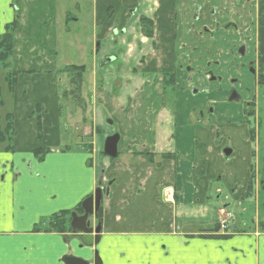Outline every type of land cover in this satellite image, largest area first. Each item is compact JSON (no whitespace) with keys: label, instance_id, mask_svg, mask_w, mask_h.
Wrapping results in <instances>:
<instances>
[{"label":"crops","instance_id":"0c3cea01","mask_svg":"<svg viewBox=\"0 0 264 264\" xmlns=\"http://www.w3.org/2000/svg\"><path fill=\"white\" fill-rule=\"evenodd\" d=\"M179 1L155 0L151 9H142L150 2L142 0L138 14L129 18L128 10L136 5L134 0H94L93 20L99 30L95 40H106L100 43V49L97 48L95 52V76L98 71H104L103 76L109 75L112 62L120 60L123 68L126 67L127 72L132 71V74L141 71L163 76L165 72H175L176 85L178 78L187 77L185 70L189 68L188 73L192 72L191 78L196 81L194 84L202 86L210 83L208 74L213 72L211 74L215 75L214 71H217L222 75L226 67L232 74L236 72L244 78L243 72L247 74V71L240 67L237 52L241 43L247 46L248 55L244 62L253 59L257 53L264 58V0H259L258 4L254 0L250 2L249 8L243 10L244 15L243 8L229 3V0H207L216 9L215 16L211 17V9L204 16H195L201 22L196 29V38L201 40L204 34L216 32V26L221 23H235L237 29L223 28L225 31L221 37L229 33L230 36L237 34L240 39H223L224 49L204 61V52L200 53V57L194 53L193 59L190 51L184 50L183 44L191 41L182 39L181 31L177 34L175 18L180 10V6L176 8ZM192 1L186 0L182 8L181 15L187 13L184 15V28H190L192 24L195 9ZM111 8L113 14L109 15ZM234 8L237 11L232 13ZM224 11L228 12L227 15L223 14ZM140 15L154 22L152 44L156 48L134 58L131 70V59L123 49L126 45L131 47L136 44L132 41L134 39H140L145 45L143 40L147 38L138 36L137 21ZM3 23L5 30L8 20ZM114 28L126 31V34L118 37L116 44H113L111 36ZM132 34L136 37L126 41ZM105 42L111 44L112 53L108 55L104 50L99 55ZM254 44L258 50L256 54ZM51 54H54V50H51ZM11 64L20 75L14 91L8 88L12 112L15 109L11 114L14 137L11 142L6 140L0 143V264H65L64 258L67 256L83 258L94 264L96 251L101 264H264V226L257 224L253 231L229 232L231 237L222 239L206 237L209 235L207 231L212 230L217 222L208 229H195L188 224L204 213L206 202L211 199L209 182L220 173V170L214 169L215 164L225 156L224 151L214 144L213 132L190 136L176 134L172 133V123L164 122L161 125L168 127H160L151 134H136L124 130L126 125L121 124L123 143L122 153H119L130 156V161H127V165L124 162L106 163L102 171L104 165L97 155L101 138L95 132L93 136L89 132L94 146L92 154L83 148L85 143L79 144L80 150L72 147L64 151L67 146L61 141L59 124L56 120H49L52 110L56 112L60 109V78L57 77L64 67L56 65L54 58L48 56V51L37 52L35 47L29 50L26 45L19 46L16 38ZM132 76L131 85H134L135 93L129 96V100L127 96L120 97L121 103L115 98L119 104L118 110H125L126 116L120 119L124 123L128 122L131 100L141 89L139 76ZM245 81L240 89L244 88ZM97 93L102 92H98L97 84H94L91 94V104L96 108L93 127L102 130L105 126L100 113L103 103L102 97L99 98L101 95L97 96ZM113 101L114 98H110V102L103 106L115 109ZM38 105L42 109L44 132L41 144L38 141L37 121L31 117ZM116 116L121 118L117 113L113 118ZM164 119L166 121L167 117ZM247 135L244 138L251 142L250 135ZM9 145L14 150H8ZM136 146L139 148L134 151ZM39 148L51 150L43 162L37 161L36 157L30 159L28 166L13 161L14 151L33 153ZM134 152L154 154L155 163H149ZM177 153L185 156L187 161H179ZM163 154H174L175 159H162ZM89 159H92L91 165L88 164ZM248 168L246 185L234 191L239 198L244 195L251 176V166ZM233 175L238 177L239 173L234 171ZM100 181L108 184L109 195L104 196L102 201L103 222L98 245L91 248L82 246L81 233L74 235L72 232L46 230L57 214L75 209L96 190ZM129 191L132 193L130 196ZM178 218L184 223L182 227L177 224ZM204 219H207V215ZM36 228L40 231H35Z\"/></svg>","mask_w":264,"mask_h":264},{"label":"rangeland","instance_id":"374dc122","mask_svg":"<svg viewBox=\"0 0 264 264\" xmlns=\"http://www.w3.org/2000/svg\"><path fill=\"white\" fill-rule=\"evenodd\" d=\"M154 1L150 0L142 9H151ZM185 1L180 0L177 3L178 7L176 8L180 6V10L176 14L175 21L177 27L175 29L177 30V34L180 31L182 32V39L191 41L188 44L183 42V44L185 45L184 50L190 51L193 59L194 53H196L197 57H200V53L204 52L205 57L202 61L205 59L208 60L213 55L215 56L217 51L224 49L223 46H225V43L222 42L223 39L225 41L227 38L230 41L240 39L237 34L230 36L229 33L224 36L225 38L221 37L222 32L225 31L223 28H228L230 23L219 24V26H216V32L204 34L201 40L196 38V29L201 25V22L195 16H204L208 9L215 11L216 9L211 7L210 2L207 0H191L192 5L195 7L192 24L190 28H184V15H187V13L185 14L183 12V15L181 14L182 8L186 4ZM252 1L229 0L228 2L237 5L238 8L242 7V15H244L243 10H246L254 1L258 4L259 0ZM233 5H226L225 7H233ZM93 7L94 0H0V29L2 30V32L0 31V35L5 32L4 20H8V24L18 21L19 26L15 32V38L19 46L26 45L29 50L31 47H35L37 52L48 51V56L54 58L56 65L59 67L69 65L86 67L81 99L68 94L73 87L70 84V75L67 72L62 70L60 76L57 77V79L60 78V109L59 111L56 110V112L52 110L49 120L53 122L56 120V123L59 124L60 138L63 145L80 150L78 149L79 144L85 143L83 148L88 151L85 147L92 144L89 132L91 131V135L92 133H96L101 138V146L97 155L98 159L103 162V171L106 163L124 162L127 165L130 161V156L121 154L123 143L121 124L126 125V129L124 130H129L130 133L136 134L142 132L151 134L160 127H168V125H161L164 122L167 124L169 122V124L172 123V133L176 134H188L190 136L196 133L213 132L215 134L214 144L223 151L225 149H232L233 155L230 157L224 156L223 160L216 162L214 169L220 170V173L209 182V196H211V199L206 202V209L200 215V218L190 223L188 222V224L195 229H208L212 224L223 218H227L226 216L230 214V218L227 219L234 232L240 230L253 231L257 224L262 226L264 224V86L259 87L251 77L243 72L244 78L248 76L246 79L247 83H245L241 91L243 100L237 102L230 101L229 91H226V89H228V85L230 86L228 81L230 79H238L240 74H236V72L232 74L229 67H226L222 75L214 71L215 76L222 78L221 82H206L202 86L194 84L196 81L191 78L190 73L192 72L188 73L190 69L186 68L185 73H187V77L189 78H178V85L174 88H167L166 90L163 86L164 76H159L157 73L141 71L137 74H132V71L127 72V68H123V63L120 60L112 62L109 75L103 76L104 71H98V75L95 76V52L97 48L100 49V43L106 40H95L99 30L96 29L93 20ZM235 11H237L236 8L232 10V13ZM248 12L250 14V11ZM227 13L224 11L223 14L227 15ZM218 23L216 24L218 25ZM217 28L220 29L219 32H217ZM191 33L192 35H189ZM138 36L140 35L138 34ZM131 37L136 36L132 34ZM152 40L153 38H148L146 41L143 40L145 42V45H143L140 40L137 41L134 39L132 41L136 44L131 47L126 45L123 49V52L128 53L131 59V70L134 67V58H138L139 54L143 55L156 48L154 47L155 44H152ZM107 43L105 42L102 45V50L99 52V55L104 50H107L106 53L108 55L112 53L111 44L108 45ZM184 45L181 47H184ZM254 49H256V44H254ZM51 50H54V54H51ZM180 53L182 52L180 51ZM132 75H138L141 79V89L135 97L133 96L134 98L131 100L132 104L130 105L131 108L129 109L130 112L127 118L128 122L126 121L124 123L120 119H123V115L126 116L125 110H118L120 108L115 98L119 99L122 96H127L126 98L129 100V96L135 93L134 85L133 87L131 85ZM94 84H97L98 92H102L96 95H101L99 98L101 99L102 97L101 101L103 105L107 101L110 102V98H114L113 102H115V109H117L116 111L103 105L100 107V113L104 117L105 124L102 127L101 133H97V128L93 127V113H95L96 108L94 104H91V94L94 91ZM160 86L162 89H160ZM194 90L198 92L195 93ZM66 92L68 95H65ZM247 101H255L254 116H250L251 111L248 113L246 111L248 106H245V102ZM118 103H121L120 99ZM95 104L98 107L97 100ZM14 110L12 112V99L8 93L6 72L0 70L1 130L7 124L6 116L14 113ZM115 113L119 114L121 118L117 116L113 118ZM165 117H167L166 121L164 119ZM51 125L52 123L49 124V127ZM251 130H254V136L257 139L255 138V140H251L250 142L244 137L247 133L250 135ZM115 133H118L120 138L122 137L118 148L121 155L112 161L102 153L106 139ZM53 134L54 132H52ZM39 143L41 144L42 142ZM138 148L136 146L134 151ZM177 154L179 161H187L185 156L183 157L182 154ZM31 158H35L34 152H13V161L19 164L28 166ZM248 166L255 168L257 176L255 195L258 183L259 186L261 185L260 183L263 185L259 189V199H242V197L239 198L236 194L234 195V191H238L247 183ZM234 171L239 173L238 177L237 175H233ZM103 185L106 187L108 184L103 182ZM130 191L128 192L129 196L132 194ZM206 215L207 219L203 220V217ZM182 223L178 218L177 224L179 227H182Z\"/></svg>","mask_w":264,"mask_h":264},{"label":"trees","instance_id":"16d2710c","mask_svg":"<svg viewBox=\"0 0 264 264\" xmlns=\"http://www.w3.org/2000/svg\"><path fill=\"white\" fill-rule=\"evenodd\" d=\"M18 21H14L11 24H7L5 28V32L0 35V70H4L6 72V82L8 84L9 90L12 92L14 91L15 87L17 86V78L19 76V72L14 70L12 68L11 59L14 56L15 53V32L18 29ZM140 27L143 35L147 38H153L154 35V22L150 20L147 17H143L140 20ZM65 72H67L70 75V84L73 87V89L68 92L69 95L74 96L75 98L81 99V91H82V85L84 82V76L86 73V67L85 66H76V65H69L65 66L63 68ZM164 89L167 88H174L176 86V76L175 74H165L164 75V81H163ZM164 90V91H165ZM67 92L65 95H68ZM64 95V96H65ZM67 97V96H66ZM73 97V98H74ZM254 103H251L249 107H247V113L250 112V116H254ZM42 109L41 106L38 105L35 107V109L31 113V117H34L37 121V134H38V141H43V122H42V115H41ZM97 133H101L102 130L97 128ZM14 137V121H12V115L9 114L7 116V125L6 127L1 130L0 129V143L5 142L6 140H9V142L12 141V138ZM91 138V136H89ZM250 138L251 140H255L254 136V130H251L250 132ZM72 147L67 146L64 151L70 150ZM88 149V153H93V145L90 144L88 147H85ZM8 150H14V148L9 145L7 148ZM49 148H39L34 151V156L38 161H43L45 156L50 153ZM106 158H108L104 152L102 153ZM135 155L141 156L146 159L149 163H155V156L151 153H143V152H134ZM120 156V153L118 154L117 158ZM115 158V159H117ZM162 159H175L174 154H163L161 155ZM110 160H115L108 158ZM88 164H92V159L88 160ZM159 165V163H157ZM256 172L254 167L251 166V176L248 182V187L245 192V194L242 196V199H252L255 196V183H256ZM262 185V183H261ZM263 187V186H262ZM176 197V195H175ZM77 212V214H83V209L81 204H79L75 209L71 211H63L57 214L54 217V220L47 226V231H57L61 233H67L71 232L70 229V221H71V213ZM98 219L101 221L103 219V206L101 204L99 210H98ZM264 224H262L263 226ZM35 231H40V229L36 228ZM207 233H209V238H222L226 239L231 237L230 234H221L220 233V227L216 223V226L212 230H208Z\"/></svg>","mask_w":264,"mask_h":264},{"label":"flooded vegetation","instance_id":"af4514ba","mask_svg":"<svg viewBox=\"0 0 264 264\" xmlns=\"http://www.w3.org/2000/svg\"><path fill=\"white\" fill-rule=\"evenodd\" d=\"M135 1V3H136V5L135 6H133L132 8H130L129 10H128V13L130 14V16H129V18L130 17H133V16H135L136 14H138V11L140 10V5H141V3H142V0H134ZM215 10H211V12L210 13H212L211 14V17H214L215 16ZM109 13H111V15L113 14V9L111 8L110 10H109V12H108V14ZM110 15V14H109ZM197 16V15H196ZM143 17H146V16H144V15H140L139 17H138V21H137V27H138V31H139V35L141 36V37H143V38H147V37H145L144 35H143V33H142V31H141V27H140V20H141V18H143ZM198 17H200V16H198ZM148 18V17H147ZM69 19V18H68ZM150 19V18H149ZM117 20H118V18H117ZM151 20V19H150ZM153 21V20H152ZM119 24V23H118ZM251 28V27H250ZM249 28V29H250ZM236 30L237 29V24H235V23H230L229 24V26H228V30ZM124 34H126V31H125V29L124 30H118L117 28H114L113 30H112V34H111V36H112V39H113V41H114V43L113 44H116L117 43V41H118V37L120 36V35H124ZM154 36V35H153ZM129 38H131L132 39V37H127V39H126V41L129 39ZM154 38V37H153ZM148 39V38H147ZM140 40V39H139ZM141 41V40H140ZM141 43H142V41H141ZM256 51H258L257 50V48L255 49V54H256ZM237 52H238V55H239V58H240V60H241V63H240V67L243 69V70H246L247 71V75L249 76V77H251V78H253V80L256 82V84L259 86V87H263L264 86V58H263V56H262V54H259V53H257L256 54V56L253 58V59H250V60H248L247 62H244V58L246 57V55H247V46L244 44V43H241L240 45H239V47L237 48ZM243 60V61H242ZM211 73H213V72H211ZM208 74V80H209V82L210 83H214V82H221V80H222V78H220L219 76H215L214 74ZM165 74H175V76H176V73L175 72H165V73H163L162 75L164 76ZM189 77H186V79H188ZM185 79V80H186ZM229 80V79H228ZM246 79L245 78H241V77H239L238 79H230L229 81H228V84H230V86L228 85V89H226V91H229V96H230V98L233 96L234 97V99L233 100H230V101H237V102H239V101H242L243 100V95H242V89H240L241 87V85H242V83L245 81ZM163 81H164V79H163ZM176 81H177V78H176ZM222 84V83H221ZM195 92V91H194ZM254 96V95H253ZM229 98V99H230ZM254 99V98H253ZM255 101H247V102H245V106L247 107H249L250 105H251V103H254ZM261 184V183H260ZM262 186L263 185H260L259 186V183H258V186L256 187L257 188V191H256V195L253 197V198H255V199H259V194H260V190L259 189H261L262 188ZM101 187H102V192H103V197L104 196H107L106 195V191H107V189H109V187H108V185L105 187L104 185H103V182H102V184H101ZM247 187H248V185H247ZM246 190H247V188H246ZM246 190H245V192H246ZM245 194V193H244ZM102 201H103V198H102ZM102 201H101V204H103L102 203ZM77 213V212H76ZM97 214H98V212H97ZM78 215H82V214H78ZM71 222V221H70ZM102 222H103V220H101V221H99V219H98V215H96V218H93V226L94 227H97L99 224H101V226H102ZM71 229V228H70ZM71 232H72V230H71Z\"/></svg>","mask_w":264,"mask_h":264},{"label":"water","instance_id":"95a60500","mask_svg":"<svg viewBox=\"0 0 264 264\" xmlns=\"http://www.w3.org/2000/svg\"><path fill=\"white\" fill-rule=\"evenodd\" d=\"M233 96L230 98V100L234 99ZM119 142L120 135L118 133L109 136L105 141L104 154L111 159L117 158ZM231 154V149L224 150V155L226 157H230ZM101 184L102 182L100 181L99 186L95 190V192L82 202V215H78L76 212L71 213L70 228L72 230V233L74 235L77 233H81L82 246H86L89 248L93 247L94 245H98L101 238V224H99L97 227H94L92 225V220L93 218H96L103 198V190ZM106 195H109V189H107ZM64 262L65 264H90L89 260L73 256H67L66 258H64ZM94 264H101V260L97 251L94 253Z\"/></svg>","mask_w":264,"mask_h":264},{"label":"built area","instance_id":"2783aa9c","mask_svg":"<svg viewBox=\"0 0 264 264\" xmlns=\"http://www.w3.org/2000/svg\"><path fill=\"white\" fill-rule=\"evenodd\" d=\"M220 227H221L222 230H226L227 229V221L225 219L221 220Z\"/></svg>","mask_w":264,"mask_h":264}]
</instances>
